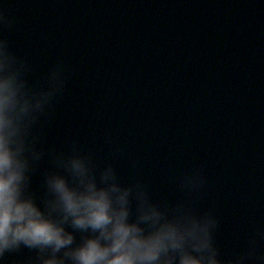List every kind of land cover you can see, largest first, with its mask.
<instances>
[{
  "label": "water",
  "instance_id": "water-1",
  "mask_svg": "<svg viewBox=\"0 0 264 264\" xmlns=\"http://www.w3.org/2000/svg\"><path fill=\"white\" fill-rule=\"evenodd\" d=\"M0 38L30 82L64 69L62 90L33 125L39 201L51 155L73 143L122 183L210 212L221 258L264 264V0H0ZM196 170L198 192L182 189ZM34 250L5 264H35Z\"/></svg>",
  "mask_w": 264,
  "mask_h": 264
},
{
  "label": "clouds",
  "instance_id": "clouds-1",
  "mask_svg": "<svg viewBox=\"0 0 264 264\" xmlns=\"http://www.w3.org/2000/svg\"><path fill=\"white\" fill-rule=\"evenodd\" d=\"M0 23H10L0 13ZM27 61L0 38V264L6 253L34 250L35 264H242L253 249L220 257L217 220L183 200H153L143 183H122L113 166L97 169L75 144L51 155L39 201L29 190L41 159L32 128L62 90L64 69L50 67L43 83L27 78ZM198 192L196 170L176 177Z\"/></svg>",
  "mask_w": 264,
  "mask_h": 264
}]
</instances>
